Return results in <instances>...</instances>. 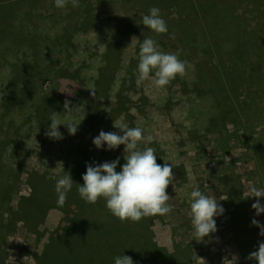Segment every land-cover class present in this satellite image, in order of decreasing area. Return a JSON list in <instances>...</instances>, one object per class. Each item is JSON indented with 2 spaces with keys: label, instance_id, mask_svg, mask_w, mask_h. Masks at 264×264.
<instances>
[{
  "label": "rangeland",
  "instance_id": "1",
  "mask_svg": "<svg viewBox=\"0 0 264 264\" xmlns=\"http://www.w3.org/2000/svg\"><path fill=\"white\" fill-rule=\"evenodd\" d=\"M88 1L94 12L107 18L96 29L94 12L74 27L70 21L75 17V9L59 8L63 13L61 19L66 21L58 22L54 0H0V29L3 24L14 33L13 38L9 34L10 38H5L0 31V264H39L50 243L55 245L53 234L66 216L64 204L56 203L55 183L64 171L60 153L69 149V131L60 125L62 138L50 141H46L45 133L53 119L65 125L81 123L77 131L80 133L81 126L90 125L87 123L90 112L98 115L100 131L122 134L114 123L117 127L143 130L142 135L148 140L139 141L138 147L153 148L157 164L172 165L166 189L172 210L158 215L149 226L136 232L135 239L102 237L103 228L109 224L106 220L100 222L103 232L94 226L96 229L87 230L85 239L77 236L75 227L73 235L66 228L61 229L57 236L61 233L58 237L66 245L59 250L57 243L55 252L45 256L41 264H69L72 254L68 255L66 250L74 249L75 245L83 247L77 256L84 261L80 264H114V258L123 254L133 264H158L155 253H151L153 248L147 249L144 240L177 253L186 264H256L248 257L264 241L260 228L252 225L253 219L264 225V214L256 216L252 208L257 199L253 197L254 190L264 191V0H186L184 5L180 1L172 5L171 0H122L129 4H116L115 0ZM152 7H158L162 17H166L169 30L185 21L182 29L190 45L181 56L190 65L185 72L188 82L195 80V73L203 65L208 68L201 83L203 88L197 92L190 87V93L180 102L179 84L157 88L150 80L140 87L135 83L139 46L146 36L141 17ZM227 9L230 14L222 18ZM18 12H22L21 19L16 15ZM200 14L214 19L202 20ZM49 19L58 24L53 27L45 24ZM198 21H205L206 30L213 32L208 37L216 40L220 50L212 53L207 37L198 35ZM113 31V35L109 34ZM67 40L76 45L73 48L76 52L66 63V50L62 49L67 47ZM49 41L56 52L60 50L59 54L48 55L56 61L47 58L49 48L39 50ZM122 46L126 51L119 61L115 52L108 54ZM34 49L38 50L37 55L32 53ZM107 54L113 59L116 77L110 82L105 78L98 91L102 100L92 108L89 102L94 105L97 101L96 97H89L94 91L92 81L99 78L95 76L105 66ZM52 63L71 66L73 80L61 83L62 98L56 95L59 93L54 94V85L43 77L27 74L20 68L24 64L40 67L49 64L57 70ZM12 65L16 66L13 69L16 75ZM232 69H237L236 77L229 84H222L225 73ZM123 79L132 81L135 87L131 90L132 100L124 102L128 109L119 113L120 110L111 107L117 102ZM109 85L107 98L105 89ZM43 92L49 96L48 104L52 107L41 105ZM172 93L177 96L168 101L169 105L167 100ZM209 94L215 96L214 108L210 106ZM65 101L69 102L68 109ZM51 108L55 113H51ZM219 113L223 125L212 130L211 121ZM90 151L102 163L118 158L120 165L126 163L124 150L94 147ZM116 170L119 172L120 167ZM197 188L224 209L222 215L214 217L217 231L204 240L193 236L189 215L190 193ZM260 199L264 204V198ZM80 206L76 212L90 217L108 210L102 198L91 204L92 214ZM101 214L109 216L107 212ZM61 239L58 241L62 242ZM185 251L189 254L182 257Z\"/></svg>",
  "mask_w": 264,
  "mask_h": 264
},
{
  "label": "clouds",
  "instance_id": "2",
  "mask_svg": "<svg viewBox=\"0 0 264 264\" xmlns=\"http://www.w3.org/2000/svg\"><path fill=\"white\" fill-rule=\"evenodd\" d=\"M57 8H64L67 0H54ZM143 26L155 34L168 32L166 21L163 19L160 9L152 7L148 14L141 17ZM139 62L136 68V86L140 87L145 81H152L155 87L167 86L178 75L185 74L189 63L181 60L175 53L163 52L159 45L149 36L144 38L139 46ZM65 109L69 102L65 101ZM77 124H60L51 120L46 131V136L58 140L62 138L59 126L67 127L69 134L75 135L78 131ZM114 127L117 132H104L103 130L93 138L92 143L97 150L112 151L120 145H124L126 163L120 165L119 158L115 161L101 164L86 165V173L82 175L83 185L78 184V193L86 203L95 204L98 199H104L106 208L110 214L121 222H136L143 217L164 216L171 212L172 206L168 204L170 197L166 189L172 175V165L169 163L157 164L156 154L151 147L140 149L138 142L148 138L142 135L139 127ZM120 167L118 172L116 169ZM73 180L70 173L65 172L57 178L55 193L57 205L62 206L71 191ZM253 197L257 198L252 204L255 215L264 214V204L260 198H264V191L254 190ZM223 207L215 199L206 196L198 188L190 193V222L192 234L196 239L209 237L217 231L214 217L222 215ZM252 225L260 228V235L264 237V225L256 219ZM194 239V240H196ZM249 260L256 264H264V241L259 242L257 250L251 252ZM233 260H236L234 257ZM114 264H133V260L120 255L114 258Z\"/></svg>",
  "mask_w": 264,
  "mask_h": 264
},
{
  "label": "trees",
  "instance_id": "3",
  "mask_svg": "<svg viewBox=\"0 0 264 264\" xmlns=\"http://www.w3.org/2000/svg\"><path fill=\"white\" fill-rule=\"evenodd\" d=\"M131 1V0H130ZM129 1V2H130ZM148 1V0H146ZM180 1L181 5H184V3L186 2V0H171L170 3L173 5L176 2ZM114 3L116 4H129L127 1L123 2L122 0H115ZM55 12H56V17L59 18L57 19L58 22H60V20L62 21H66L65 19H61L63 18V13L59 10V8H57L55 6ZM85 4V3H84ZM83 2L81 0H67V7H73L75 10V17L70 21V23H73L74 27L79 26V24L82 23L83 18H85V16L90 15L94 12V9L92 8L91 3L87 0L86 4L88 5L86 8L84 6ZM85 4V5H86ZM84 8V9H82ZM30 14V13H29ZM96 14V23L94 25V29H96L98 27L101 26V24H103L104 20H107V18L102 15V13H96V11L93 13ZM228 14H230V11L227 9L225 10V12L222 14V18H224L226 15L228 16ZM82 16V19H78L79 17ZM71 17V16H70ZM200 19L204 20L205 18H211L210 20H213L214 18H212L213 16H208V17H204L200 14ZM50 18H54L53 16ZM166 17H163V19L166 21L165 19ZM209 20V19H208ZM217 20V19H216ZM54 20L49 19L47 21H44L45 24H50L51 27L56 26L58 23H54ZM37 21H35L36 23ZM169 22V21H168ZM23 20H21V25H23ZM39 23V22H38ZM123 23V22H122ZM201 23H202V29H201ZM214 23V21H213ZM183 24H185V21H180L178 22V24L172 28L171 30L168 29L167 33L164 34H155L152 33L149 29L145 28L143 31V34H145V38H148L149 36L155 35V41L156 43L161 47L160 50L163 52H168V53H175L179 56V58L181 60H184L183 57L181 56V54H184L183 51H187L188 49V45H190V41L188 40V38L186 37L184 30L182 29ZM119 25V24H118ZM205 21H201V22H197V29H198V35H204L205 37H207L208 39V44L210 46V48L212 49V53L216 52V50H220L221 47L216 43V40H211L209 37L213 34V32L209 29L206 30L205 27ZM198 26H200V28H198ZM113 28V26L111 27V29ZM116 29L119 31L120 29L118 27H116ZM116 30V31H117ZM149 31V32H148ZM108 33V32H107ZM115 31L113 32H109V34H114ZM198 35H197V39H198ZM209 36V37H208ZM34 40L36 39L35 37L33 38ZM126 41L128 42L127 36H125ZM67 47L62 49V50H66V56L65 58H68L66 60V63L70 61L71 57L74 54V51L76 52V49H73L74 43H71V40H67ZM142 42V40H141ZM196 44H197V40H196ZM38 48H39V43H38ZM44 48H49L51 51H47V58L50 60H54L56 61V58L51 56L48 57V55H52L54 53H58L60 52V50L58 52H56L54 50L53 47V43L51 41H49L46 45L41 46L39 48L40 52H43L41 49ZM121 49H116V47L114 48L115 51H109L108 54L111 55V52H115L117 57H118V61L120 60V58H122V54L126 51L125 47L122 46L120 47ZM237 50H239V48L237 47ZM32 53L34 55L38 54V50L34 49L32 51ZM49 53V54H48ZM139 53V52H138ZM106 55L105 58V66L101 69H99V75L95 76V77H99L97 80H93L92 81V86L94 87V91L91 93H89V97L92 95L94 97L97 98V101H95L94 105L92 103L89 102V106L92 108H95L96 105H98V101L102 100L99 97V88L101 87V84H104L105 78L108 80L107 82L114 81L115 80V70L112 68L113 67V59L110 57V55ZM120 56V57H119ZM138 62H139V56L137 57ZM132 61L134 62L135 59H132ZM64 64V65H60L57 63H52L54 65L57 66V70H53L54 67L50 66L49 64H46L45 67H40L38 64L35 65H31V64H24L22 65L20 68L22 69V72L24 71L27 74L30 75H34L37 76L39 78H44V80L48 83H51L52 86L54 85V94L61 96L62 93L60 91L61 89V83H67L68 80L72 81V74L70 73V64ZM16 66H11V69L13 71V69ZM84 68H86V65H83ZM48 69V70H47ZM205 69V70H204ZM207 67H205L203 65L202 69L200 72L195 73V80L188 82L187 78H186V74H184L183 76H177L174 80H172L169 83V86L171 87L174 84H179L180 85V89H181V93L178 94L179 97V102L183 101L184 95H188L190 93L189 89L190 87H194V90H197V92L203 88L202 86V80H205L204 78L206 77V71H207ZM117 70H120V68L118 67ZM237 69H232V72H227L225 73V76L223 78V83H227L229 84V81H231V79L236 77V73ZM14 75L17 74V72H14ZM47 75V76H46ZM185 76V77H184ZM217 79L220 81L221 77H217ZM215 85V83H214ZM90 86V88L92 87ZM211 86V85H210ZM233 86V85H232ZM135 87L134 83L132 81L129 80H122V87L121 90L118 91V95H117V102L113 104V106L111 108L113 109H118L120 110L119 113H121V111H126L128 109V107H126L127 105H124V102L127 101H131V90ZM110 85L105 89L106 92V96L105 97H110ZM129 91V92H128ZM56 92V93H55ZM61 94V95H60ZM210 98V106L212 108L216 107V103H215V96L213 94H209ZM64 96V95H63ZM177 95H175L174 93H172L170 95L169 100H167V102H172L173 97H176ZM40 98H43V101L41 100V105L43 107H52L50 104H48V98L49 96L47 95V93L43 92V94L41 95ZM62 98V96H61ZM113 102V101H112ZM168 102V104L170 105V103ZM110 104V103H109ZM55 108V107H54ZM54 108H51V113H55ZM45 109V108H44ZM60 114V113H59ZM63 114V113H61ZM220 116H217L215 118V120L213 121L212 119V123L213 124V128L212 130H214L215 128H219L220 126L223 125V117H222V113H219ZM48 115V114H47ZM47 115H45V117H47ZM89 118L94 119L91 120L89 119V123L90 125L88 127L86 126H81V130L79 131L80 133H76L75 135H71L69 134V132L64 129V132H68L67 134V138H68V143H69V149L67 151L61 150V158L64 161V171L62 176L65 174V172L70 173L71 178L73 180V185L71 188V191L68 193L66 201L64 203V211L66 213L65 219L63 220V223L61 225V227L59 228L58 231H56L53 234V238H56L55 241V245L54 243H50V245L48 246L44 256L41 258V260H39V264L42 263V260L45 258V256L55 252L56 250V246L58 243V248L59 250L61 249L62 246H65L66 244L64 243V240L61 239L60 237H58L59 235H61V233L57 236V233L61 230V231H65L64 229L66 228L67 232H71L70 234L73 235V228H76V234L80 239H85L87 236V230L89 229H96L97 226L98 230H100L101 225L100 222L106 220L108 221V225H105L106 228H103V230H105L103 232V230L101 229V231L103 232V236L102 237H108V238H116V237H124L127 239H135L137 236L136 232H139L140 229H144L147 226H149L151 224V222L153 220H155V218L158 216H149V217H143L141 218V220L136 221V222H131V221H125V222H121L118 218L112 216L110 214V212L108 210H103L100 211L99 214H96L92 217L84 215V214H80V212H76L77 211V206L82 205L83 206V211H88L91 208V204L90 203H86L84 200L81 199L78 191L75 189V185L80 184L83 185V179H79L80 177H82L83 174L86 173V165L88 164H101L102 161L101 159L94 154L93 152L90 151V149L94 148L95 146L92 143V140L94 137H96L99 133L100 130L98 129V115H92V113H89ZM114 116V115H113ZM46 141H50L51 139L49 137L46 136ZM125 146L122 147H118L117 149H121L124 150ZM78 179V180H77ZM85 204H83V203ZM80 204V205H79ZM106 204V203H105ZM81 208V206H80ZM99 211V210H97ZM91 214L93 212V209H91L89 211ZM103 212H107V215H109L108 217L103 216L101 213ZM111 220V221H110ZM115 220V221H113ZM68 224V225H66ZM91 224H93L91 226ZM126 226H124V225ZM78 225V226H77ZM64 227V228H62ZM129 228L125 229V228ZM137 231H135V230ZM92 235H95L94 233ZM58 238L62 240V242L58 241ZM54 241V240H53ZM52 241V242H53ZM144 243L147 247V249L149 248H153V250L151 251L155 253V261L157 260L158 264H186L184 263L179 257L180 255H178L177 253H172L169 252L166 249H163L157 245H155L154 243H152L151 241L148 240H144ZM52 244V245H51ZM83 249L82 246H76L74 247V249L71 248V250L69 251L66 250V252L69 254H72L71 259L68 261L70 262L69 264H80V262H84L82 260H78L79 258H77L78 253ZM150 253V255H151ZM184 256L182 257H186L188 253V251H185ZM179 260V261H178ZM181 262V263H180Z\"/></svg>",
  "mask_w": 264,
  "mask_h": 264
},
{
  "label": "crops",
  "instance_id": "4",
  "mask_svg": "<svg viewBox=\"0 0 264 264\" xmlns=\"http://www.w3.org/2000/svg\"><path fill=\"white\" fill-rule=\"evenodd\" d=\"M13 11H14V9H12V11H11V13H13ZM29 12H30V10H29ZM21 13L22 12H18V13H16V15H18L19 17H20V15H21ZM30 14H31V12H30ZM20 19H21V17H20ZM15 26H17V24L15 25ZM22 29H24L23 27H21ZM0 31L2 32V35L3 36H6L5 38H7L8 37V34L9 35H12V38H13V32H11L12 30H10V29H8V28H5V26L3 25V24H1V29H0ZM24 31H27V30H25L24 29ZM24 31L22 30V33L24 34ZM2 36V37H3ZM19 36V35H18ZM4 38V39H5ZM8 38H10V36L8 37ZM12 38H11V40H12ZM12 43V42H11ZM64 219H65V217H64ZM63 219V220H64ZM63 222V221H62ZM62 224V223H61Z\"/></svg>",
  "mask_w": 264,
  "mask_h": 264
}]
</instances>
